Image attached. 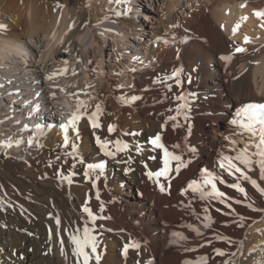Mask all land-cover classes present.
I'll list each match as a JSON object with an SVG mask.
<instances>
[{
    "label": "bare ground",
    "instance_id": "bare-ground-1",
    "mask_svg": "<svg viewBox=\"0 0 264 264\" xmlns=\"http://www.w3.org/2000/svg\"><path fill=\"white\" fill-rule=\"evenodd\" d=\"M85 1L56 0L52 4L48 0H0V9L12 15L8 28L0 32V71L4 77L20 82L18 68L31 55L22 37H33L39 31L48 33L54 30V24L56 31L66 36V41L64 45L51 46L45 57L66 58L68 49H87L92 41L90 28H99L103 23H114L123 30L115 43L120 49L125 45V31H135L142 26L143 22H134L126 15L116 16L107 10L92 15ZM57 5L65 9L59 22L54 14ZM67 9L71 19L67 17ZM257 11H264V0L203 1L175 27H171L174 24L170 18L161 15L150 39L153 51L158 53V67L136 72L134 84L129 86H124L119 76L102 78L103 72L92 67L94 59L88 52L83 67L91 76L98 77L101 85H88L87 91L95 90L99 102L88 106L86 112H95V106L100 105L101 112L97 116L100 127L93 128L85 115L74 128H68L67 132L59 129L54 134L56 137L42 141L32 157L23 161L24 172L35 171L45 179L43 185L53 191L56 199L37 195L32 209L29 206L32 198L24 192L22 198L28 205L24 200L22 220L18 224L11 223L14 238L8 232L9 241L13 238L15 243L9 254L13 258L10 264H27L29 260L38 264H76L69 237L82 234L85 226L93 230L96 254L100 256L98 262L93 257L90 264H198L201 257L208 258L207 264H259L260 260V264H264V212L246 206L253 203L255 208L264 209V197L241 180V186L248 193L245 199L243 194L227 186L237 182L236 177L217 166L222 156L235 157L243 149L255 150L250 144L257 141L249 135H240L238 127L230 122L243 105L264 103V18L257 17ZM237 48L245 51L237 52ZM176 69L181 70L179 85L174 78L165 79ZM178 95L187 100V119L183 113L176 114L177 105L184 103L175 99ZM132 96L140 98L132 101ZM61 100L64 107H71L68 96H62ZM26 114L30 118L34 116L28 109ZM173 116L175 120L170 119ZM109 126H114V131L109 132ZM157 134L169 151L190 161L178 173L173 166L169 179L160 178L164 192L160 191L155 178L147 175L163 167L162 149L150 143ZM65 135L68 146L64 144ZM97 137L101 142H110L108 149L114 156L104 155ZM117 140L127 144V150L117 152L114 143ZM190 148L195 151H189ZM48 150L66 155L67 162L61 164L59 172L50 162L52 154ZM89 163L103 164L102 172L97 169L85 177ZM31 165L37 168L32 170ZM203 168L222 176L225 183L217 182V187L232 198L227 201L231 208L216 200H201L198 193L185 191L192 180L200 179ZM0 171L3 172V167ZM249 175L264 187V181L258 179V170ZM44 188H40L41 192ZM12 203L8 204L9 208ZM85 206L96 217L94 221L83 211ZM233 209L235 213L229 215ZM29 215L36 219L37 229L29 223ZM241 218H244L243 227L238 226ZM193 229H199L200 234ZM181 236L186 239H180ZM218 236L227 240L217 239ZM43 238L51 248L48 254L38 249ZM133 243H138L139 248L132 247ZM10 245L5 240V246ZM215 249L223 250L225 255L218 256ZM257 257L261 258L258 263Z\"/></svg>",
    "mask_w": 264,
    "mask_h": 264
},
{
    "label": "rangeland",
    "instance_id": "rangeland-1",
    "mask_svg": "<svg viewBox=\"0 0 264 264\" xmlns=\"http://www.w3.org/2000/svg\"><path fill=\"white\" fill-rule=\"evenodd\" d=\"M39 1L47 2V0ZM203 1L209 2L211 0H124V2L120 4L110 3L109 0H86L85 4L87 11H90L89 13L92 15H95V13L98 14L104 10L113 13H115V11H120L131 21L143 22L142 26L135 28V31H132L131 29L125 31V45L120 49H117V46L115 47V43L118 34L123 32V30L114 23H103L101 26L102 28H98V26H93V29L90 28L89 37L92 41L87 46V49H68V53H66L69 55L66 58H61L55 55L45 57L51 46L65 44L66 36L61 35L58 30L56 31V24L52 27L54 30H51L48 33L39 31V33H34L33 37H22L25 44L27 43L26 45L30 50L31 55L29 60L24 62V64L20 65L18 68L17 76L19 77L20 82H16L15 78L9 79L4 77L0 71V170H2L3 167V172L0 171V249L2 248V250H0V255H2V257L0 256V264H10L12 261L11 259H13L9 255L11 252L10 250L14 247L12 245H15L12 240L14 238V233L10 231L13 225L11 223L16 222L18 224L22 220V213L25 208L23 203L24 200L27 201L25 198H22L24 197L23 194L25 195L24 192L32 198L30 199L29 204L32 209H34V207H32L35 202L34 197L37 195H45L52 200L55 198L53 191L50 190L49 187L43 185L45 179H41L36 175L35 171L30 174L24 172V166H26V164L23 161L32 157V154H34L41 146L42 141L49 140L51 137H56V135H54L57 133L56 131L63 129L61 125L67 123L71 114L76 110V99L75 97L70 96V93L78 94L79 99L87 102V107L95 102H99L95 90L87 91L88 85L94 84L96 87L101 85L100 79L91 76V73H88L83 67V60H86L87 57H89L88 52L91 53L90 55H92V59H94L92 67L97 70V72L100 70L103 72L101 75L102 78L111 79L115 76H119L118 80L124 86L134 84L133 78H135L136 72L143 73L148 70H155L158 67V53L153 51V44L150 40L154 36V29L159 22L158 18L161 15H164L170 18L172 24L179 25L195 8H199ZM55 2L56 0H48V3L54 4ZM39 7H37V9ZM33 9L34 7L32 6V12L35 11V9ZM64 10L65 9L61 5L56 6L54 14L58 22ZM66 11L68 19H71L70 11H68V9ZM31 14L32 13L29 15L30 21H32L33 17V14ZM11 17L12 15L9 12L0 9V26H3V29H0V32H3L8 28L9 23L12 20ZM155 55H157V57ZM65 68L68 69V71L63 73L62 70ZM133 69H135V71H133ZM53 74L57 75H55L53 80H49L47 77ZM64 95L69 97L71 107H64V105L61 104V97ZM27 109L34 115L32 118L26 114ZM37 124L43 126V131L36 136L35 142L29 145L28 140L33 136L32 130ZM25 125H28L27 130L24 128ZM74 126H69L68 128H74ZM7 144H11V146L6 147L5 145ZM48 152H51L52 154L50 162L54 164L55 171L57 170L56 172H59V168H62L61 164H66L67 162L66 155H62V152L60 151L57 153L48 150ZM10 156L11 158H9ZM35 167V165H31V169H36L37 167ZM4 170H6V172ZM58 175H60V173H58ZM41 180L43 181L41 182ZM27 186L30 188L28 189ZM37 186H39L38 189ZM17 187L20 190L17 189ZM42 187H45L44 192H41L40 188ZM14 194L16 195L14 196ZM7 199H10L8 204H11V201L13 202L11 208H9V205L7 204ZM14 203H16V206ZM20 204L21 206H19ZM25 205H28V201ZM32 219L33 221H31ZM29 223L37 229L36 219H34L32 215L29 219ZM8 232L11 236L13 235V238L10 241ZM43 239L44 240L38 249H41L42 253L48 254L49 249L51 248L48 246L49 242H47V239ZM5 240L6 243H11V247L5 246ZM45 246H47V248ZM5 250H7V252ZM257 258L256 261L258 263L261 258ZM259 262L261 263V260ZM27 264L38 263L29 260L27 261Z\"/></svg>",
    "mask_w": 264,
    "mask_h": 264
},
{
    "label": "snow or ice",
    "instance_id": "snow-or-ice-1",
    "mask_svg": "<svg viewBox=\"0 0 264 264\" xmlns=\"http://www.w3.org/2000/svg\"><path fill=\"white\" fill-rule=\"evenodd\" d=\"M110 3H116L120 4L123 3L124 0H109ZM124 13L120 11H115L116 16L123 15ZM257 17L264 18V11H257L255 13ZM108 17L106 16L105 19ZM246 19V18H245ZM171 27H175V25H172ZM238 27V26H237ZM0 29H3V26H0ZM235 31V29H234ZM245 42H248V38L245 37ZM237 52H243L245 49L243 48H237ZM221 59L228 60L230 57H221ZM68 69H63L62 72L66 73ZM135 71V69H133ZM180 69L174 70L170 76L165 77V79H175V83L179 85L181 83L179 76H180ZM75 74V73H73ZM55 75L53 74L48 76L47 78L49 80H53ZM160 83H163L164 81H158ZM169 89L171 88V85H168ZM70 96L75 97L76 99V110L71 114L70 118L68 119L67 123L62 124L61 127L67 132V129L69 126H74L77 121H79L83 116L87 115L88 119L92 122L93 128H99L100 124L97 122V116L101 112L100 105H96L95 112L87 113L86 107L87 102L85 100L79 99L78 94L70 93ZM87 95V94H85ZM140 97L132 96L131 100L135 101L139 99ZM178 101H184V103H180L177 105L175 111L177 116L181 115L182 113L185 114V119H187V100L183 95H178L175 97ZM84 109L85 111H82ZM35 111V110H34ZM170 119L175 120L176 116L170 117ZM231 124L235 125L239 129L240 135H249L257 142L251 143L250 147L254 148L255 150L252 152H249L248 149L241 150L240 153L237 154L235 157L230 156H222L221 159L218 162V168L222 172H226L228 175L235 176L237 182L228 184L227 186L230 188H233L237 192L244 195L245 199H248V193L245 189V187L241 186V183L239 181H246L248 184L252 186L253 189H255L256 192H258L262 197H264V187L261 186L260 183H258L257 179H253L251 175H249L250 172L257 171L258 170V179L260 181H264V103L256 104V103H250L245 104L241 108L237 109L235 118L230 122ZM25 130L28 129V125L24 126ZM43 131V126L40 124H37L35 128L32 130L33 136L29 138L28 144L31 145L35 142L36 136H38ZM109 132L114 131V126H109L108 128ZM19 143V142H18ZM68 137L65 135L64 137V144L65 146H68ZM109 141H103L101 142L100 138L97 137V144L100 147V150L104 153L105 156H114L115 153L110 151L108 149ZM116 151H125L128 148L127 144L122 143L121 141H115ZM151 145L154 148L162 149L163 151V167H161L156 172L149 171L147 175L150 179L155 178V182L159 184L160 191H165L164 184L160 183V178H164L165 180L169 179V174L173 171V166L175 171L178 173L182 168L187 167L188 163L190 161H185L182 159L180 155H177L171 151L163 143H161V135L157 134L154 138L150 140ZM6 147H10L11 144L5 145ZM175 147H179V145H176ZM139 150V149H138ZM72 151L73 153L76 152V146L72 145ZM189 151H195V149H189ZM155 159V157H153ZM83 163V161H80ZM103 164H96V163H89L86 166V170L84 172L85 177L89 176L90 172H96L97 169L101 170L103 169ZM238 174V175H237ZM99 178L98 176L96 177ZM65 179H68L65 177ZM69 182H71L69 180ZM217 182L219 183H225L224 179L219 173H214L213 171H210L207 168H203L200 170V179L199 180H192L188 185L187 189L185 191L190 190L191 193L199 194V198L201 200H216L219 201L222 204H225L228 208H231V204H228L227 201L232 199L231 197H226V194L222 191H220L217 187ZM99 199V197H97ZM236 203H243V201L236 200ZM249 209L253 211H262L264 212V209L255 208L253 206V203H248L246 205ZM103 206L101 205V208ZM219 210V209H218ZM83 211L88 214V216L94 221L96 217L93 215L92 211L85 206ZM235 210L231 213H228L229 215L234 214ZM210 219V217H208ZM243 219L241 218V223L238 226L243 227ZM59 220H57V224L59 225ZM205 227H208L207 224H205ZM197 234L199 233V229H193ZM175 235V234H174ZM180 239H186V237L181 236ZM217 239H225L226 237H217ZM69 240L73 247V255L76 257V264H90V261L95 258V260L98 262L100 260V256L96 254L97 252V240L96 236L93 233V230L90 229L88 226H85L83 228V232L80 235H70ZM229 243H231L230 240H228ZM210 243V241L208 242ZM61 244H63V241H61ZM132 247L139 248L138 243H133L131 245ZM128 250V245L125 246V253ZM189 251H192L193 249H186ZM218 256L225 255L224 251L221 249H215L214 250ZM207 257H201L198 264H207ZM185 264H188V262H185Z\"/></svg>",
    "mask_w": 264,
    "mask_h": 264
}]
</instances>
